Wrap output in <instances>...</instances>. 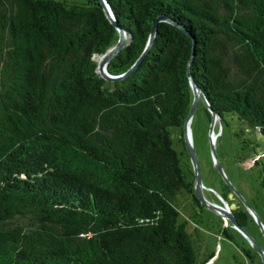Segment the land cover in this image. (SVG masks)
I'll return each instance as SVG.
<instances>
[{
  "label": "trees",
  "instance_id": "16d2710c",
  "mask_svg": "<svg viewBox=\"0 0 264 264\" xmlns=\"http://www.w3.org/2000/svg\"><path fill=\"white\" fill-rule=\"evenodd\" d=\"M0 0V264H204L172 146L189 73L220 117L264 135V0ZM264 190V170L260 173Z\"/></svg>",
  "mask_w": 264,
  "mask_h": 264
},
{
  "label": "rangeland",
  "instance_id": "374dc122",
  "mask_svg": "<svg viewBox=\"0 0 264 264\" xmlns=\"http://www.w3.org/2000/svg\"><path fill=\"white\" fill-rule=\"evenodd\" d=\"M210 125L215 156L223 174L216 167L211 151ZM168 130L181 166L190 177L191 163L183 127L170 125ZM189 131L199 161L204 197L210 203H227L232 211L245 212L243 227L264 251V190L260 184V173L264 170V135L232 112L212 119L202 100L191 114ZM174 203L178 209L177 220H186L198 261L264 264L247 236L214 208L204 203L198 206L186 191L177 192Z\"/></svg>",
  "mask_w": 264,
  "mask_h": 264
},
{
  "label": "water",
  "instance_id": "95a60500",
  "mask_svg": "<svg viewBox=\"0 0 264 264\" xmlns=\"http://www.w3.org/2000/svg\"><path fill=\"white\" fill-rule=\"evenodd\" d=\"M100 2L103 5V9H104L108 19L116 27V29L118 31V37H117L116 41L112 45L107 47L102 53L95 54V57L97 59L96 69L99 72V74L102 77H104L105 79L114 80V79H118V78H121V77L127 75L129 72H131L138 65V63L140 62L143 55L146 53V51L148 50L149 46L151 45V43L153 41V37H154L155 32H156V25H157L158 20L164 19V20L171 21L173 23H176V22L173 20H170L169 18L165 17L164 15H160V14L157 15V17L153 20V22L151 24V27H150V30L148 32V35H147V38H146V41L144 43L143 48L141 49V51L139 52L137 57L133 60V62L124 71H122L120 73H110L107 69V63L118 52V50L122 47V45L125 43L127 34H126L124 28L117 23V20L114 17L112 10H111V7L108 4L107 0H100ZM187 75H188V81H189L191 91H192V100H191L190 106L188 108V111L186 113V116L184 118L182 127H183L184 143H185L186 150H187V153L189 155L191 166H192L193 193L199 202L207 204V205L211 206L212 208H214L219 214L223 215L235 227H237L245 236H247V238L253 244V247L260 253V255L263 259V262H264V251L256 243V241L248 234V232L245 230L243 225L237 221L232 210L227 206V203H225V204L224 203H222V204L210 203L204 197V195L202 193V189H201L202 182H201V173H200V168H199V161H198L196 152L194 150V147H193V144L191 141L190 131H189L190 117H191V114H192L194 108L198 104L199 100H202L204 102L206 108L212 114V119H215L216 117H220V115L214 109L211 108V106L207 102L203 92L201 91V89L199 88L197 83L195 82L194 78L189 73L188 67H187ZM212 134H213L212 125H210L209 137H210L211 151L213 153V157L215 160L216 167L223 174V170L221 168V165L215 156L214 146H213V141H212ZM259 222L261 224V221H259Z\"/></svg>",
  "mask_w": 264,
  "mask_h": 264
},
{
  "label": "flooded vegetation",
  "instance_id": "af4514ba",
  "mask_svg": "<svg viewBox=\"0 0 264 264\" xmlns=\"http://www.w3.org/2000/svg\"><path fill=\"white\" fill-rule=\"evenodd\" d=\"M188 154V153H187ZM188 158H189V155H188ZM189 160H190V158H189ZM191 163V162H190ZM190 177H191V179H192V181H193V172H192V166L190 165ZM192 192H193V188H192ZM194 194V193H193ZM196 197V196H195ZM194 200V199H193ZM195 201V200H194ZM195 203H196V201H195ZM233 212V214H234V216L236 217V219H237V221L239 222V223H241L242 225L244 224V222H245V218H246V214H245V212H243L242 210L241 211H232ZM256 250V249H255ZM257 251V250H256Z\"/></svg>",
  "mask_w": 264,
  "mask_h": 264
}]
</instances>
